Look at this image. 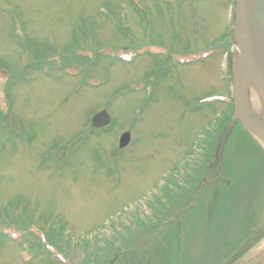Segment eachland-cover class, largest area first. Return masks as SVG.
Instances as JSON below:
<instances>
[{
	"label": "rangeland",
	"instance_id": "rangeland-1",
	"mask_svg": "<svg viewBox=\"0 0 264 264\" xmlns=\"http://www.w3.org/2000/svg\"><path fill=\"white\" fill-rule=\"evenodd\" d=\"M239 28L237 0H0V264H106L183 221L178 187L221 145L260 163L234 82L254 72L264 112V65ZM263 258L264 240L240 264Z\"/></svg>",
	"mask_w": 264,
	"mask_h": 264
},
{
	"label": "trees",
	"instance_id": "trees-1",
	"mask_svg": "<svg viewBox=\"0 0 264 264\" xmlns=\"http://www.w3.org/2000/svg\"><path fill=\"white\" fill-rule=\"evenodd\" d=\"M221 39L216 46L233 43V38ZM249 138L259 148L260 163L241 166L227 144L213 175L196 173L208 164L201 160L187 185L178 187L188 197L178 211L183 221L175 219L163 231L156 227L149 243L115 253L106 264H240L248 258L264 240V150ZM253 166L260 169L258 177Z\"/></svg>",
	"mask_w": 264,
	"mask_h": 264
},
{
	"label": "water",
	"instance_id": "water-1",
	"mask_svg": "<svg viewBox=\"0 0 264 264\" xmlns=\"http://www.w3.org/2000/svg\"><path fill=\"white\" fill-rule=\"evenodd\" d=\"M237 1L239 4V12H240V28H239L240 38L239 39H240L241 45L243 46L242 48L244 49V51H248L250 46H252L251 42L253 41V38H254L252 36H254L253 33L255 31V23L257 19L256 15L258 17V11H259L258 4H257V0H237ZM245 61H246L245 58L243 59L241 58V60H239V63L243 64ZM259 62L260 61H257V64L261 70V64ZM236 74L237 75L235 77V82H234V87H235L234 116L236 119L241 118L244 121L243 125L248 131V133H250L252 138H254L252 135V129H255L260 139L264 142V131L262 127L260 126V124L257 123L253 118H251L250 115L239 110V102L241 100V81H243V79L241 78L240 71ZM255 77L257 78V75H255ZM258 78L261 79L262 81L263 86H261V88L264 92L263 77L259 75ZM108 124H110V117L109 115H107V112L105 110H101L97 112L96 114H94V116H92L90 126L94 129H101V128L107 127ZM129 142H130V135L127 133L125 134L123 133L120 135L118 139V147L124 148L128 145ZM222 150H223V145H221L220 147L221 153H222ZM221 158H222V155L218 153L216 164L219 161H221ZM263 263H264V258H263V262L260 261V264H263Z\"/></svg>",
	"mask_w": 264,
	"mask_h": 264
},
{
	"label": "bare ground",
	"instance_id": "bare-ground-1",
	"mask_svg": "<svg viewBox=\"0 0 264 264\" xmlns=\"http://www.w3.org/2000/svg\"><path fill=\"white\" fill-rule=\"evenodd\" d=\"M264 13L261 12V10L258 11V17L256 19V25H255V30H256V44H257V50L259 51V53H254V55H256L259 60L263 63L264 65ZM262 51H261V50ZM254 51H252L253 54ZM264 67V66H263ZM241 74V78L243 80L246 81V85L249 86V88L255 90V97H250L252 103L249 101V99H245L243 98V96L241 97V100L239 102V110L250 115L251 118H253L257 123L262 124V126L264 125V112L260 111V107H258V105H262V100L260 97V91L258 89H256V77H255V73H251V71H244V69H241L240 71ZM242 88V86H241ZM242 90V89H241ZM243 92V90H242ZM244 93V92H243ZM253 93V92H252ZM253 94V96H254ZM262 113V114H260ZM257 259V258H256ZM254 263V261H253ZM255 264H257L255 262ZM260 264V263H258Z\"/></svg>",
	"mask_w": 264,
	"mask_h": 264
}]
</instances>
